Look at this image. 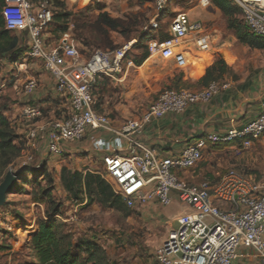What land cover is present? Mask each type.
<instances>
[{
  "label": "built area",
  "instance_id": "2783aa9c",
  "mask_svg": "<svg viewBox=\"0 0 264 264\" xmlns=\"http://www.w3.org/2000/svg\"><path fill=\"white\" fill-rule=\"evenodd\" d=\"M232 1L242 10L249 32L264 37V0ZM154 2L155 16L145 27L146 34H150L149 52L173 57L177 67L184 69L193 49L211 48V36L204 22L182 11L171 20L169 38L154 37L152 32L159 29L170 0ZM52 8V0H3L1 8L6 29L27 31V56L44 63L54 78L55 92L67 102L64 111L41 124L36 123L43 115L40 107L27 105L23 109L22 117L28 126L17 159H21V165L29 166L34 161L41 134L47 137V152L61 157L66 154L67 144L84 139L89 130L109 133L113 139H95L93 148L102 153L106 179L128 208L141 207L152 200L167 207L173 203L174 195L191 208L178 217V226L156 249L159 264H240L238 259L246 255L255 258V264H264V185L234 168L198 182L182 176L198 168L209 144L253 146L264 136V113L242 128L205 133L179 154L163 156L140 141L145 125L169 113H183L192 104L210 101L228 89L230 82L213 81L197 90L164 87L142 117L127 119L117 127L109 115L96 110L94 85L102 76L114 77L122 72L131 43L116 50L94 49L87 61H83L70 32L64 33L57 46L49 48L45 31L52 19ZM128 64L132 65V61ZM9 83L0 76V94ZM38 87L39 80L31 77L22 91L29 95ZM14 172L17 175L19 170ZM242 248L251 253L241 252Z\"/></svg>",
  "mask_w": 264,
  "mask_h": 264
},
{
  "label": "crops",
  "instance_id": "0c3cea01",
  "mask_svg": "<svg viewBox=\"0 0 264 264\" xmlns=\"http://www.w3.org/2000/svg\"><path fill=\"white\" fill-rule=\"evenodd\" d=\"M62 1L65 2L68 10L75 12L83 9L89 3H94L95 5L96 2H100L105 4V10L112 17L119 19L122 18L125 11L132 9L129 5V0ZM138 1L136 2L139 3ZM212 4L210 0L209 3L204 0H170L167 15L161 20L165 23L166 29L161 31L162 34H158V30H154L153 32L155 33L152 34L159 39L167 35L171 36L170 19H173L177 13L184 11L193 20H201L206 25L212 39L211 48L208 51L193 49L191 56L194 61L190 62L184 69L177 67L173 57L166 58L160 53L150 54L140 66H137L132 58L126 59L123 63L122 72L114 77L102 76L96 81L94 85L96 110L109 115L113 124L119 127L127 119L142 117L153 102L151 98L154 96L158 97L164 87L178 86L194 90L203 88L204 85L198 83V80L219 55L226 60L234 72L237 71L241 61L240 59H238V62L229 60L230 56L232 58L233 55L236 57L237 55H235L228 40L223 37L220 25L215 22L218 9L214 8V4ZM135 7L133 6V8ZM211 12L214 13L211 14ZM211 15H214L215 18L211 17ZM168 21L170 23L167 25ZM113 33L120 34L118 31H110L112 42ZM15 34L19 37L18 47L13 57L11 55L0 56V76L10 80L9 85L2 92V97L9 103L8 109L4 113L11 121L15 132L23 140L28 121L22 117V112L27 105L40 107L41 110L43 107L52 109L53 106L59 109L61 107L66 108L67 102L63 101L60 104H54L53 101L55 99L63 98L59 97L55 92L52 74L41 60L27 56L30 46L27 31H15ZM51 35L55 43H57L61 41L64 34L54 35L51 32ZM75 40L78 47L82 45L86 48V53H83L79 47L83 61H87L93 47L86 46L79 39L75 38ZM55 43L47 44L46 40V45L49 48L55 47ZM254 50L257 59L253 68V75L248 73L246 77L232 78L231 80L226 76L225 79L230 82L228 89L220 92L208 102L190 105L183 113H169L163 118L153 119L145 125L140 141L163 156H175L188 143H192L205 133L225 132L233 128H242L261 113H264V48H254ZM201 53L203 54L201 55ZM129 61H132V65L128 64ZM31 77H36L39 80V87L32 94L26 95L22 88ZM54 116L52 114L50 117L42 115L36 120V123H44ZM99 138L111 140L114 136L100 130H89L87 132L85 139L90 140L91 149L95 154V157L91 158V163L94 167L81 169L77 164L73 163L68 164L64 168L72 172L78 171L82 174L91 171L100 174L107 180L102 172L99 171V166H96L100 163L104 168L102 153L96 152L93 148V141ZM46 142V135L41 134L39 137V148L36 151L37 156H40V149L43 148V151L49 154L46 149ZM79 142L67 144L66 154L79 151L82 148L78 144ZM74 144L73 148L72 145ZM40 145L43 147H40ZM123 147H127V141L125 140ZM215 155H218L223 168L208 177L215 178L220 173L234 168L264 185V136L249 148H245L240 143L209 144L204 151V159L201 164L208 159V156L209 160H212ZM48 156H50V159L60 158L52 155ZM45 163L46 161H42L39 164L44 165ZM200 165L193 173L186 171L182 175L194 182L201 181L206 177ZM64 168L62 167L60 172L61 178ZM20 193L14 190L9 192L7 202L0 206V264H32L36 261L35 251L30 242L32 236L38 230L39 218L33 217L34 206L37 202H32L31 208H21L22 206L20 207L19 205L21 201ZM81 197L83 198L82 200H75L73 197H71V200L74 203L84 205L96 202H89L86 194L81 195ZM11 203H15L16 206L13 207ZM140 210L144 221L167 226L161 237L160 245L168 236L170 230L178 226V217L185 212L191 211V208L180 202L178 197L174 195V201L170 206L163 207L157 200H152L141 206ZM23 248H26L28 252L23 253ZM156 249L149 253L152 256L144 258V264H159L155 256ZM241 252L251 253V250L242 248ZM19 254L23 255V259L19 257ZM24 259H27V262H24ZM238 263L255 264L257 262L255 258L246 255L239 258Z\"/></svg>",
  "mask_w": 264,
  "mask_h": 264
},
{
  "label": "rangeland",
  "instance_id": "374dc122",
  "mask_svg": "<svg viewBox=\"0 0 264 264\" xmlns=\"http://www.w3.org/2000/svg\"><path fill=\"white\" fill-rule=\"evenodd\" d=\"M88 1L89 0H85L84 2ZM129 1V5L132 9L125 11L121 19L126 23L136 21L135 25H132L128 30L131 39L127 40L121 34L113 33V44L111 46H97L91 48L92 50L98 48L102 50H116L134 41V44L128 50L126 57V59H133L141 52L140 48H134V46H140L141 43L144 45L148 44L149 39L146 38L145 33L144 35L142 33L145 32V27L151 24V21L155 16V2L152 0ZM133 6L136 7L133 8ZM213 6L214 8H217L215 5ZM55 11H57V9L54 6L52 12L54 13ZM212 13L214 12H211V14ZM211 17H217L215 22L220 25L223 37L228 40L235 55H237V57L233 55L232 58L230 56L229 60L232 62H238V59H240L241 61V64L239 66L237 65V71H232V73L227 76L228 79L231 80L232 78L246 77L248 73L253 75L252 72L257 59L256 54L254 53V48L238 41L234 30L227 28L226 17L221 10L218 9L217 16L214 17V15H211ZM169 23L170 21L167 22V25ZM165 29V23L160 21L158 34H162L161 31H164ZM154 33L155 32H152V34ZM140 34H142L141 42L138 43V36ZM45 38L47 44L55 43L49 28L46 30ZM59 43L60 42H57L55 45L57 46ZM79 47L83 53H86V48L84 46L79 45ZM202 54L203 53H201V55ZM189 60L192 62L194 61V58L190 57ZM2 94L3 93L0 95L2 96ZM156 99L157 96L151 98L152 101H155ZM63 101L65 100L55 99L53 102L54 104H60ZM64 110L65 107L59 109L56 106H53L52 109L43 107L42 114L45 117H50L51 114L56 116ZM78 144H80L82 148L76 153H67L60 158L50 159V156H48L50 154H46V151L44 152L43 148L40 149V156H37L36 152L33 154L34 161L31 162L29 166H22L21 159H19L13 166L11 165L6 169L5 175L10 170L17 171V169L19 170L22 168L21 175L23 176L18 180L17 184L19 185L13 189L16 192H21L20 207L28 208L32 206L31 203L35 202L34 196L39 195L46 188H51L53 190V197L56 199V202L62 206L63 210V213L61 214L62 219L59 217L58 219L67 224L69 230L73 233L75 240L80 238L93 240L97 246V255L99 258H102L101 260H103V264H144V258L152 256V254L149 253L159 246L161 237L167 226L144 221L140 207L128 208L123 202V199H121L123 203L122 209L109 208L101 205L98 201L91 204L86 203L85 205L74 203L71 200L72 196L70 197L69 193L64 189L60 173L61 169L62 167L64 168L68 166V164L73 163L77 164L81 169L94 167L91 163V158L95 157V154L91 149L90 140L84 138L80 140ZM41 145L40 147H43ZM74 146L75 144L72 145L73 148ZM42 161H46L43 167L39 165ZM96 166H99V171L102 172L105 178H107L103 166L100 163ZM200 166L204 171L205 177L212 176V174L221 171L223 168L218 155H215L212 160H209L208 156V159L204 160ZM5 175L0 178V183L5 178ZM67 193L68 195H66ZM11 204L13 207L16 206L15 203ZM34 208L35 211L33 217L39 219L45 218L47 210L49 209L47 203H37ZM23 251V253L28 252L26 248H23ZM22 254H19L21 259H23ZM24 260V262H27V259Z\"/></svg>",
  "mask_w": 264,
  "mask_h": 264
},
{
  "label": "trees",
  "instance_id": "16d2710c",
  "mask_svg": "<svg viewBox=\"0 0 264 264\" xmlns=\"http://www.w3.org/2000/svg\"><path fill=\"white\" fill-rule=\"evenodd\" d=\"M31 1L37 2L38 0ZM210 1L221 10L226 17L227 28L234 30L240 43L252 48H264V37L249 32L243 22V17L241 18L242 10L237 4L232 0ZM52 3L57 11L52 12V19L47 28L54 35L70 32L74 38L81 40L89 47L111 46L113 42L110 38V31H118L125 39H131L128 30L132 25H135L136 21L126 23L123 19L112 17L105 10L103 3L96 2L95 5L89 3L76 12L68 10L62 0H52ZM2 5L3 0H0V56L11 55L13 57L18 47L19 37L14 30L6 29L1 12ZM97 11L99 12L96 14ZM144 33L146 34V32L142 34L144 35ZM142 34L138 36V43L141 42ZM149 35L146 34L147 39ZM169 37L167 35L162 39ZM134 48L141 49V52L133 58L136 65L140 66L150 55L148 44L141 43L140 46L135 45ZM232 71L226 60L219 55L207 67L205 74L198 80V83L206 86L213 81L226 80L225 77L230 75ZM174 88L182 87L174 86ZM8 105V101L0 95V178L5 175L9 166L16 163L24 147L23 140L15 132L11 121L4 113L8 109ZM41 166L43 167L42 164ZM21 174L22 168L19 169L18 178L9 192L19 185L17 183L23 176ZM61 179L65 190L75 200H82L81 195L86 194L89 202L98 201L103 206L122 209V198L114 192L111 184L100 174L91 171L82 174L64 168ZM52 192L51 188H46L39 195L34 196L35 202L47 203L49 209L46 217L38 220V230L30 242L36 258L32 264H103L102 258L97 255L96 243L86 238L75 240L67 224L56 217L61 215L63 210L62 206L56 202Z\"/></svg>",
  "mask_w": 264,
  "mask_h": 264
},
{
  "label": "water",
  "instance_id": "95a60500",
  "mask_svg": "<svg viewBox=\"0 0 264 264\" xmlns=\"http://www.w3.org/2000/svg\"><path fill=\"white\" fill-rule=\"evenodd\" d=\"M17 179L16 172L10 170L6 173L5 178L0 183V206L7 202L8 193Z\"/></svg>",
  "mask_w": 264,
  "mask_h": 264
},
{
  "label": "bare ground",
  "instance_id": "6f19581e",
  "mask_svg": "<svg viewBox=\"0 0 264 264\" xmlns=\"http://www.w3.org/2000/svg\"><path fill=\"white\" fill-rule=\"evenodd\" d=\"M134 44V41L133 42H131V45H133Z\"/></svg>",
  "mask_w": 264,
  "mask_h": 264
}]
</instances>
